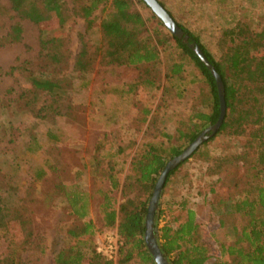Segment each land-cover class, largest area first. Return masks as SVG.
Masks as SVG:
<instances>
[{
    "label": "rangeland",
    "instance_id": "1",
    "mask_svg": "<svg viewBox=\"0 0 264 264\" xmlns=\"http://www.w3.org/2000/svg\"><path fill=\"white\" fill-rule=\"evenodd\" d=\"M160 1L176 22L199 36L216 59L220 57L218 41L225 30L239 37L243 23L255 31L264 28L262 0ZM134 2L145 18L154 13L146 2ZM64 5L72 16L64 28L70 57L63 63L61 72L64 88L56 90L60 97L59 110L47 113L37 108L33 112L18 98L24 89L32 87L34 77L43 71L51 72L52 65L41 53L40 39L42 30L51 32L58 26L57 16L50 11L36 24L20 19L11 9L9 0H0L1 215L11 211L12 216L21 209L32 222L25 231L21 227L0 226V252L6 256L17 247V254L25 262L33 259L39 264H55V255L63 247L67 230L81 222L68 213L66 199L57 185L79 183L92 193L85 220L94 223L95 232L83 249L87 253L84 264H93L95 244L102 248L108 235L116 238L117 247L119 244L115 228L103 224L99 210L102 197L97 189L111 190L112 186L105 179L101 185L97 184L93 166L96 158L103 160L104 169L113 168L111 171L123 181L129 173L130 161L149 144L166 151L172 147L183 151L191 142L180 138L179 130H194L197 120L191 121L193 111L202 108L209 112L210 108L203 104L208 91L201 72L185 58L175 42L162 52L155 71L160 75L156 85H145L141 69L106 65L102 60L105 45L101 23L105 15L101 8L94 12L90 24L74 13V0H64ZM17 22L23 28L21 41L10 37L11 27ZM164 30L173 36L165 25ZM85 48L89 49L91 68L81 72L76 70V61ZM175 61L185 65L180 76L169 73ZM37 101L44 107L54 105L53 97L48 94L41 95ZM208 126H201L200 130ZM255 155V148L246 136L221 131L210 137L164 186L159 204V211H163L159 227L179 215L182 203H186L194 210L206 239L231 241L232 234L219 224L220 214L227 209L223 201L233 203L241 196L242 177ZM166 159L168 162L172 158ZM220 160L230 161V170L214 172ZM40 171L45 173L43 179L37 176ZM137 192L138 189H133L124 196L118 188L111 191V196L119 207ZM29 226L45 239V253L40 252L37 244H23ZM215 262V258H210L206 264Z\"/></svg>",
    "mask_w": 264,
    "mask_h": 264
},
{
    "label": "trees",
    "instance_id": "2",
    "mask_svg": "<svg viewBox=\"0 0 264 264\" xmlns=\"http://www.w3.org/2000/svg\"><path fill=\"white\" fill-rule=\"evenodd\" d=\"M134 1L74 0L73 10L91 24L94 12L101 8L105 15L101 23L105 45L102 60L106 65L133 66L141 69L140 76L145 85H156L160 79V75L155 74V71L161 61L162 52L167 50L172 42H175L185 58L188 57L194 63L207 86L208 94L205 95L203 104H207L210 111L206 112L202 108L194 110L191 116L192 122L194 119L197 120L194 130L187 132L179 130L180 138L185 142H192L202 132L201 126L212 125L219 119L220 99L216 79L211 69L188 44L165 31L164 24L154 13L145 18ZM139 1L145 3L144 0ZM158 1L166 8L162 1ZM9 2L11 9L22 20L27 19L39 24L50 11H54L57 16L58 26L51 32L42 30L40 39L41 53L52 65L51 72L43 71L44 73L34 77L32 87L24 89L18 98L24 100L25 106L30 107L33 112H36L37 108L39 111L45 109L47 113L56 112L60 103L56 90L64 88L61 72L63 63L70 57L64 28L72 16L71 10L64 5V0H9ZM262 2L264 5V0ZM167 11L173 16L169 9ZM178 24L189 35L190 42L201 47L223 79L226 116L215 135L226 131L236 136H246L248 143L255 148L256 155L242 177L241 196L233 203L229 200L223 201L227 209L220 214L219 224L232 234L231 241L206 239L194 210L188 208L186 203H182L179 215L173 217L171 221L166 220L162 227H159V219L163 211H159L158 206L156 238L170 264H206L210 258L216 259L214 264H264V28L255 31L243 23V32L239 37L225 30L218 41L220 57L216 59L199 36ZM22 32V25L17 22L11 27L10 37L21 41ZM88 50L85 48L80 53L76 61V70L86 72L91 68ZM184 66L181 61L173 62L169 67L170 75L180 76ZM45 94L53 97L54 105L46 107L42 103L39 105L38 97ZM167 136L171 137L168 134ZM121 150L119 149L120 152ZM181 152L178 147L166 151L151 143L144 152L130 161L129 173L123 181L117 177V173L111 171L113 168L104 169L103 160L96 158L93 166L97 184L101 185L105 179L109 180L112 186L111 190L102 187L97 189L96 192L102 197L99 210L103 224L115 228L119 244L113 257L106 256L95 244L93 264H156L145 242L148 206L158 178L167 164L166 158H173ZM186 161L170 171L165 185ZM230 165V161L220 160L214 172L230 170ZM37 176L43 179L45 173L40 171ZM57 188L66 199L68 213L81 222L74 223L67 230L63 247L55 255V264H84L87 253L83 245L90 242L89 239L95 232L94 223L85 220L92 193L81 188L79 183L66 185L60 182ZM118 188L122 189L124 196H128L133 189H138V192L133 198H127L116 207L111 191ZM2 210L0 204V215ZM20 211L21 209L12 216L11 211L1 215L0 226L21 227L22 231H25L26 226L32 222ZM14 238L17 236L14 235ZM44 240L40 234L35 233L33 226H29L23 244L25 246L37 244L43 254ZM16 249L18 250L17 247ZM17 250L6 256L0 252V264H39L38 260L33 259L25 262L17 254Z\"/></svg>",
    "mask_w": 264,
    "mask_h": 264
},
{
    "label": "water",
    "instance_id": "3",
    "mask_svg": "<svg viewBox=\"0 0 264 264\" xmlns=\"http://www.w3.org/2000/svg\"><path fill=\"white\" fill-rule=\"evenodd\" d=\"M144 1L150 6L152 11L162 21L170 33L173 36L181 39L184 43L188 44L189 47L193 49L200 59L207 65V67L211 69V72L216 79L220 99V116L217 122L209 125L180 154L174 156L167 162L165 168L158 178L157 184L150 199L148 213L146 216L145 242L156 264H170L168 259L163 254L155 235L156 212L158 211V206L160 204L161 194L170 171L175 169L182 162L189 159L206 140L214 136L220 130L226 116L225 87L221 75L208 60L201 47L196 43L190 42L189 35L186 34L185 31L179 26L167 9L158 0Z\"/></svg>",
    "mask_w": 264,
    "mask_h": 264
},
{
    "label": "built area",
    "instance_id": "4",
    "mask_svg": "<svg viewBox=\"0 0 264 264\" xmlns=\"http://www.w3.org/2000/svg\"><path fill=\"white\" fill-rule=\"evenodd\" d=\"M112 235H108L103 242V247L100 250L108 257H113L117 253V240Z\"/></svg>",
    "mask_w": 264,
    "mask_h": 264
}]
</instances>
